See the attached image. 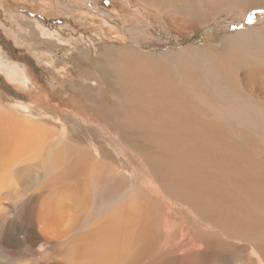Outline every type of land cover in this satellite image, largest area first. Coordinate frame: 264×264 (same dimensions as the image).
<instances>
[{"label": "bare ground", "instance_id": "6f19581e", "mask_svg": "<svg viewBox=\"0 0 264 264\" xmlns=\"http://www.w3.org/2000/svg\"><path fill=\"white\" fill-rule=\"evenodd\" d=\"M221 2V12L238 7L241 23L218 26L225 40L216 48L190 46L157 61L138 45L103 54L108 77L99 83L111 100L107 111L88 92L89 107L72 101L69 123L89 135L75 151L60 116L22 107L19 119L0 105V256L14 262L21 237L30 238L18 217L34 192L47 194L45 207L48 193L56 199L57 213H39L37 238L44 256L46 244L64 254L62 264H264V99L254 97L264 94V9L250 12L264 0ZM195 4L182 8L193 19ZM113 156L134 169L107 167ZM61 198L84 208L67 224L64 211L74 207ZM238 245L247 250L228 256Z\"/></svg>", "mask_w": 264, "mask_h": 264}, {"label": "rangeland", "instance_id": "374dc122", "mask_svg": "<svg viewBox=\"0 0 264 264\" xmlns=\"http://www.w3.org/2000/svg\"><path fill=\"white\" fill-rule=\"evenodd\" d=\"M163 1L164 5L159 7L150 0H0V63L7 66L5 69L0 67L1 107L5 106L6 114L19 119L24 117L21 113L26 111L22 107H27L32 114L44 111L52 120L60 116L73 142L69 143V152L75 151L76 146L85 145L89 135L85 127L81 129L69 123L73 111L72 101L80 100L77 105L79 108H84V104L89 107L81 94L82 91L88 92L99 103L96 106L102 104L101 110L107 111L105 105L111 100V94H107L108 88L99 83L107 81L105 79L108 77L103 69V54L107 50L134 49L138 45L136 49L143 51L145 56L156 61L164 60L170 52L178 53L182 49L190 54V46L216 48L225 40V33L218 26L231 21L233 25L241 23L237 22L238 7L221 12V0ZM201 1L205 2L204 5ZM239 1L245 4L249 2ZM191 3H196L194 10L198 14L195 19L182 9ZM133 9L140 12L141 18ZM263 9L256 8L250 12L257 13ZM8 63L24 68L31 84L21 85L17 81L16 68H9ZM254 97L262 101L264 94H255ZM97 122L101 125L98 131L109 139L104 135L106 124L100 119ZM125 160L113 156L105 164L115 171H121V168L132 171L134 165ZM121 180L119 184L125 181ZM29 193L22 197L18 226L22 230L21 235L27 234L26 237L30 238L21 237L23 245L16 250L18 253L15 252L14 262L7 259L8 253L4 251L0 256V262L4 260V263L0 264H62L64 254L46 244L42 248L47 253L44 256V253L39 252L40 245L44 243L37 238L40 236L36 226L39 213L44 209L55 211L56 199L53 193H48L50 206L45 207L43 197L47 194ZM64 199L57 200L68 204L67 207H76L72 205L73 202ZM74 208L64 211L66 216H63V220H69L66 224L71 222L72 216H78L77 210H84L83 205ZM3 227L7 231V225ZM240 249L247 250L238 245L236 248L231 247L227 254L230 257L240 256Z\"/></svg>", "mask_w": 264, "mask_h": 264}]
</instances>
